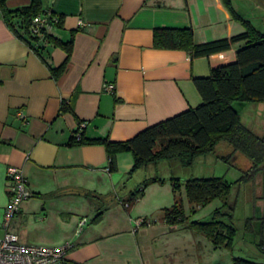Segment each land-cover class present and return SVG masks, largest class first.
I'll use <instances>...</instances> for the list:
<instances>
[{"label": "crops", "instance_id": "crops-1", "mask_svg": "<svg viewBox=\"0 0 264 264\" xmlns=\"http://www.w3.org/2000/svg\"><path fill=\"white\" fill-rule=\"evenodd\" d=\"M30 2L4 0L8 9ZM231 3L244 19L252 12L264 22V0ZM41 10L42 15L62 17L61 27L47 28L50 34L62 41L72 36L66 68L58 77L50 67L60 65L66 51L45 42L42 60L6 24L0 10V233L5 230L2 224L8 204L7 169L12 166L22 170L33 193L8 226L22 243L68 244L67 259L87 264H221L211 258L212 250L232 245H214L187 227L188 219L175 226L161 216L164 227L156 232L147 214L131 211L135 202L127 208L122 204L142 180L155 176L158 167L175 157L133 169L132 154L121 151L116 154V168L108 172L102 144L67 142L79 121L85 123L81 131L86 138L124 141L149 125L197 106L201 96L192 78L208 76L212 67L234 61L237 48L244 43L191 58L183 49L155 47L154 28L191 27L193 41L201 43L244 31L242 22L232 16L224 0H41ZM105 84H113L114 89L106 90ZM64 100L72 111L58 113ZM234 105L241 122L261 135L264 100L236 101ZM207 154L196 156L190 166H181L183 176L170 177L179 178L183 185L186 178L205 177L186 170L195 162L204 163ZM161 178L163 183L148 184L144 194L147 189L170 185L169 178ZM91 193L107 199L98 222H92L97 205L86 195ZM161 201L159 193L154 202L162 214L173 202L165 206ZM54 211L57 215L52 222L48 216ZM133 217H146L149 222L134 230ZM82 218L86 220L80 226ZM37 223L32 234L29 226ZM259 254L263 256L256 248L245 259L264 264L254 258ZM233 257L243 258L231 254L232 264Z\"/></svg>", "mask_w": 264, "mask_h": 264}, {"label": "trees", "instance_id": "trees-1", "mask_svg": "<svg viewBox=\"0 0 264 264\" xmlns=\"http://www.w3.org/2000/svg\"><path fill=\"white\" fill-rule=\"evenodd\" d=\"M224 2L232 16L242 22L244 31L229 37L195 43L191 27H156L153 29L155 47L183 49L189 52L191 58L227 50L235 43L244 42L237 48L234 61L212 67L208 76L192 78L201 96L200 104L149 125L124 141L86 138L82 131L76 128L67 144H102L106 150L107 164L105 167L108 168V172L116 168V154L121 151H129L132 154L133 169L149 163L155 164L171 157H177L181 165L187 167L193 163L196 156L210 153L220 140L227 141L234 150L247 155L255 164L263 161L264 132L258 135L244 125L234 102L264 100V31L255 30L249 20L244 19L235 11L231 0H224ZM0 10L6 24L15 34L24 39L42 60L41 53L45 42L60 46L66 51L62 63L57 67H50L54 77L62 74L71 50L72 36L62 41L47 31L49 26L61 27L62 17L52 13H43L46 27H41L37 33H33L30 24L33 17L42 14L41 0H31L29 5L17 9H8L4 0H0ZM70 110L72 111L69 101L64 100L60 104L58 113ZM81 122L83 121H79L78 124ZM76 133H79L78 137ZM167 180L172 187L174 200L172 205L162 209V219L168 225L184 223L188 217L184 214L181 199L176 196L180 179L170 177ZM164 181V178L158 175L142 180L126 199L122 200V204L126 205L124 208L142 197L148 184ZM231 184L232 182L224 176L186 178L184 188L187 200L192 205L191 211H195V205H203L213 198L220 197L230 189ZM86 195L97 205L92 222H98L106 207L107 199L100 194ZM225 216L230 217L231 213L216 208L207 220H190L187 227L201 232L214 245L231 246L236 235V228ZM139 218L142 219V225L149 222L146 217ZM258 247L264 256L263 241L258 244ZM232 261L233 264H254L241 257H233Z\"/></svg>", "mask_w": 264, "mask_h": 264}, {"label": "rangeland", "instance_id": "rangeland-1", "mask_svg": "<svg viewBox=\"0 0 264 264\" xmlns=\"http://www.w3.org/2000/svg\"><path fill=\"white\" fill-rule=\"evenodd\" d=\"M248 19L255 30L264 31V22L261 21L258 15L251 12L249 17H247ZM231 147L225 140L218 141L210 154L205 156L206 160H204V163L195 162L192 168L186 170H191L195 175L202 174L205 177L224 176L228 181L232 182L230 189L225 191L220 197L213 198L203 205H195V211H191L184 185L180 183V180L176 190V196L181 199L183 211L188 217V221L207 220L216 208H221L231 213L230 217L225 216V218L230 219L232 225L236 228L232 246L231 248L218 247L213 249L211 253V258L218 260L221 264H232L231 254L246 258L247 254L253 253L256 248L259 249L258 244L261 241L264 243V230L262 228V220L264 218V160L255 164L247 155L240 151L231 150ZM172 163L174 165L173 169L170 168ZM175 166L177 167L175 168ZM181 166L179 159L175 157L174 160H166L162 166L156 169L154 174L166 178L183 176L185 169ZM202 169L203 171H201ZM158 189H147L144 196L131 206V211L140 215L147 214L150 224H155L153 230L161 232L164 227L160 220L162 216L161 207L155 204L154 199L160 193L162 204H165V206L170 205L173 202V192L169 183L164 186H158ZM83 212H85L84 209ZM55 215H57L56 211L53 213L49 212L48 218L53 222ZM36 217L30 216L34 220ZM136 218L138 217H133L132 226ZM38 224L40 223L29 226L32 234H34L33 230ZM56 227L58 228V225ZM160 239L164 241V238ZM206 241L208 240L206 239ZM254 258H257L260 262L264 261V257L260 254L254 256Z\"/></svg>", "mask_w": 264, "mask_h": 264}, {"label": "built area", "instance_id": "built-area-1", "mask_svg": "<svg viewBox=\"0 0 264 264\" xmlns=\"http://www.w3.org/2000/svg\"><path fill=\"white\" fill-rule=\"evenodd\" d=\"M46 20L42 14L32 18L30 29L33 33H37L41 27H46ZM104 88L108 91L114 89L113 84H105ZM22 120L24 116L18 114ZM85 123L77 124L78 130L84 128ZM79 136V133H76ZM108 171V168L105 167ZM7 185L8 204L4 212V220L2 227L4 232L0 234V264H87L86 262H71L67 259L66 253L69 245L62 246H45L38 244H26L19 241L18 236L8 226L12 217L19 211L23 201L32 196V192L27 186L24 173L20 168L8 167L7 169ZM123 206H126L125 204ZM82 218L79 222L81 226L85 222ZM142 219H134L133 229L141 226ZM262 228L264 230V218L262 220Z\"/></svg>", "mask_w": 264, "mask_h": 264}]
</instances>
